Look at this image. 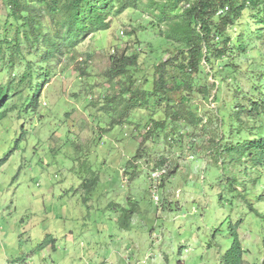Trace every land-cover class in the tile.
Returning <instances> with one entry per match:
<instances>
[{
  "label": "rangeland",
  "instance_id": "obj_1",
  "mask_svg": "<svg viewBox=\"0 0 264 264\" xmlns=\"http://www.w3.org/2000/svg\"><path fill=\"white\" fill-rule=\"evenodd\" d=\"M166 1L139 0L112 16L107 31L89 34L54 65L36 110L21 108L26 90L6 101L0 264H230L235 245L240 264H264V162L209 158L218 132L213 98L190 94L198 126L172 123L153 101L126 116L128 81L108 74L113 57L138 54L134 87L152 86L156 66L177 51L156 28ZM7 20L0 0V36L6 31L12 45ZM5 68L0 61V87ZM160 167L165 174L154 179Z\"/></svg>",
  "mask_w": 264,
  "mask_h": 264
},
{
  "label": "trees",
  "instance_id": "obj_2",
  "mask_svg": "<svg viewBox=\"0 0 264 264\" xmlns=\"http://www.w3.org/2000/svg\"><path fill=\"white\" fill-rule=\"evenodd\" d=\"M138 1L2 0L8 9L6 24L15 29V40L11 45L6 31L0 36V61L8 69L6 85L0 87V121L11 111L5 108L8 98L25 90L21 108L36 110L37 95L54 75V65L89 34L107 31L112 16L137 7ZM246 11L247 19L240 23ZM158 20L159 35L175 43L177 51L156 66L150 88L148 80L140 88L134 87L129 74L137 65L138 54L113 57L110 78L128 81L127 86L122 80L121 102L129 94L124 114L153 101L156 108L165 105L172 123L184 120L198 126L202 120H196L189 104L190 94L197 92L204 99L213 98L217 105L210 119L218 132L209 158H246L256 166L263 164L264 0H167ZM161 24H167V29L162 30ZM17 64L24 67L22 74L13 72ZM242 80L249 83L248 90ZM152 124L157 131L166 127L164 120ZM228 255L230 264H240L239 245Z\"/></svg>",
  "mask_w": 264,
  "mask_h": 264
},
{
  "label": "built area",
  "instance_id": "obj_3",
  "mask_svg": "<svg viewBox=\"0 0 264 264\" xmlns=\"http://www.w3.org/2000/svg\"><path fill=\"white\" fill-rule=\"evenodd\" d=\"M160 169H158V170H156V171H154V173L152 174V177L154 178V179H160L161 177H162V175H164L165 174V171L163 170V172H160V173H158L157 171H159Z\"/></svg>",
  "mask_w": 264,
  "mask_h": 264
}]
</instances>
